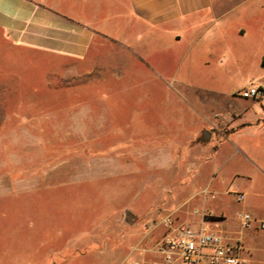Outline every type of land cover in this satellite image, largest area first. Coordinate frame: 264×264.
Instances as JSON below:
<instances>
[{"label":"rangeland","instance_id":"rangeland-1","mask_svg":"<svg viewBox=\"0 0 264 264\" xmlns=\"http://www.w3.org/2000/svg\"><path fill=\"white\" fill-rule=\"evenodd\" d=\"M123 1L89 4L116 16L126 12ZM227 7L216 24L219 39L221 32L228 39L222 48L210 35L213 25L192 51L174 53L170 74L129 71L125 53L114 57L97 43L90 50L107 57V65H64L0 36V264H159L156 243L170 228L204 221L219 229L215 217L204 215L216 209L233 218L237 210L263 211L255 195L264 194V130L241 135L250 160L228 145L213 162L230 129L209 124L212 138L192 140L202 176L184 169L192 158L189 137L202 120L190 101L205 100L217 119L223 110L235 117L247 107L242 85L264 89V0ZM257 18L261 23L248 29ZM237 27L244 32L236 35ZM230 50L240 67L217 73ZM207 52L201 65L197 58ZM189 80L224 91L188 87ZM233 187L244 192L241 202Z\"/></svg>","mask_w":264,"mask_h":264},{"label":"crops","instance_id":"crops-1","mask_svg":"<svg viewBox=\"0 0 264 264\" xmlns=\"http://www.w3.org/2000/svg\"><path fill=\"white\" fill-rule=\"evenodd\" d=\"M232 1L246 0H124L125 14L109 16V11L101 10L96 13L95 9L90 7L89 0H0V36L4 44L16 46L24 51L49 55L57 62L62 60L64 65L68 62L74 66H86L91 63L102 67L107 65L109 63L107 57H104L100 51L90 50L92 44L97 43L114 57H121L125 53L130 59L125 65L129 71L136 73L167 71L170 74L175 73L177 68L171 59L174 53L178 54L186 47L188 51H192L194 44L202 35L212 29L211 26H216L230 10L227 4ZM114 3L121 6L122 0H114ZM261 21L257 18L248 24L247 28L254 30ZM218 27L216 26L210 35L215 36L213 39L216 38V44L222 48L223 43L228 39L223 37V32L220 33L219 39L216 31L218 29L221 31V26ZM244 30V27H237L235 34ZM237 38L239 42L244 37L242 35ZM198 55L199 52L195 53V57ZM207 55L203 60L201 56L197 58L201 59V65L207 64V60L210 59L209 52ZM225 59L224 62L216 63L217 73L224 74L228 68L240 67L239 57L232 50L228 51ZM113 62L114 66L121 70V66H117L119 65L117 59ZM185 69L189 72L193 71L191 64ZM187 85L207 92L224 91V88L218 84L205 86L189 80ZM232 91H235V87L228 89V92ZM261 91L258 97L243 98L241 101L247 107L240 112L237 109L235 117L227 110L221 111L224 114L221 119L210 115L205 100L190 101L192 105L203 109H196L202 120L194 134L189 137L188 148L192 152V158L191 162L185 165V170H195L196 177L202 176L203 159L201 155L193 153L192 147L193 145L198 147L193 141L202 134L203 130L210 132L209 138L203 140L212 138L211 128H206L209 124H215L217 127L229 124L230 129L228 136L218 149L214 150L211 157L213 162L228 145L232 151H237L250 160L251 154L242 143L241 135L248 131L264 130V89ZM228 104L221 101L218 106L223 109L227 108ZM231 106L238 108L240 105L231 104ZM202 151L204 154L205 151ZM233 176L240 174L235 173ZM255 196L258 198L256 206L263 211L259 214L245 211L255 218H264V194L257 193ZM233 198L235 199L234 196ZM235 201L241 202L236 199ZM204 215L210 220L215 217L214 223L218 225V230L240 241L242 264H264V230L256 228L255 225L247 228L239 227L233 216L225 213L223 209H216L215 213L206 212ZM95 264H110V262L97 261Z\"/></svg>","mask_w":264,"mask_h":264},{"label":"built area","instance_id":"built-area-1","mask_svg":"<svg viewBox=\"0 0 264 264\" xmlns=\"http://www.w3.org/2000/svg\"><path fill=\"white\" fill-rule=\"evenodd\" d=\"M239 93L243 98H254L262 91L248 82ZM230 192L237 201L244 199V193L237 187L231 188ZM234 218L241 228L255 225L264 230V218H255L245 210H237ZM241 249L239 240L200 221L170 228L157 241L155 251L160 257L159 264H242Z\"/></svg>","mask_w":264,"mask_h":264},{"label":"water","instance_id":"water-1","mask_svg":"<svg viewBox=\"0 0 264 264\" xmlns=\"http://www.w3.org/2000/svg\"><path fill=\"white\" fill-rule=\"evenodd\" d=\"M261 66H264V55H263L262 60H261ZM209 136H210V132L207 130H203V132H202L203 139H208Z\"/></svg>","mask_w":264,"mask_h":264}]
</instances>
